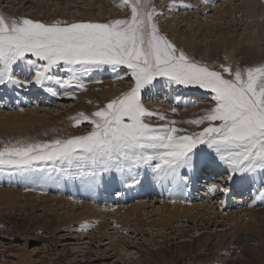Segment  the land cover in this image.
I'll return each instance as SVG.
<instances>
[{"label":"rangeland","instance_id":"374dc122","mask_svg":"<svg viewBox=\"0 0 264 264\" xmlns=\"http://www.w3.org/2000/svg\"><path fill=\"white\" fill-rule=\"evenodd\" d=\"M227 1L152 0V5L158 13L155 20L160 31L170 37L173 42L175 41L178 47L195 55L196 59L209 64L231 65L233 69L264 63V52L261 53L264 49V0H231L230 3L235 5L228 8L227 14H222L221 9ZM120 3L121 0H0V14L6 15L8 19L30 18L39 21V17L48 18L53 12L60 10L65 17L71 19L70 21H75L74 19L79 17L81 19L76 21L101 20L109 17L126 18L130 14V9L117 7ZM170 5L172 7H169ZM84 13L91 16L83 17ZM54 19L60 20L58 17ZM260 21L263 25L258 24ZM41 22L48 23L47 19ZM165 22H170L171 25L176 22L177 28L173 29L177 33L169 29L162 30ZM211 26L214 29L220 27L233 30V33L229 34L230 42L227 48H223L224 45L217 39L218 33L215 30L212 32L214 37L210 43L200 40V35H206L207 28ZM206 44L218 45V52L214 50L203 55L204 49H208ZM249 47L257 54L247 53L245 50ZM248 55L252 56L248 57ZM255 56L257 57L254 58ZM217 58L221 60L218 61ZM57 71L60 75H65L62 70ZM17 74L23 75L19 72ZM119 74L124 78L116 79V73L107 66L90 67L86 72L81 71L79 75L85 82L86 90H76L74 99L63 94L53 96L37 86H31L28 89H17L10 85L0 86V113L12 118L17 117L18 114H28L41 120L38 124L33 125L27 122L14 125L13 128L0 123V147L8 141L51 140L87 134L91 130V124L83 122L78 127L74 126L75 121L72 117L79 112L91 114L128 90L131 87L130 73L121 68ZM106 81L110 82V85L102 84ZM29 90H36L40 95L39 99L35 98L36 93L30 94ZM57 90L63 92V89L57 88ZM114 90L118 92L109 96V93ZM192 102L197 103L191 106ZM144 103L147 108L165 115L167 120L177 122L194 119L203 114V109L213 105L211 95L205 90L181 86L162 90L154 89L152 96L144 98ZM173 107L178 109L176 113H172ZM146 122L165 124L167 121L159 120L154 116ZM176 126L185 128L189 132L199 131V127L186 123H178ZM214 168L213 176L219 172L225 173L223 164ZM37 171L44 173L46 177H55L56 180L61 178L66 179V182L80 180L65 176L50 164L40 165L20 173L0 167V189L14 187V189L33 192V189H26L28 186L24 179L21 180L18 177H25V174L30 172L38 173ZM204 175L206 174H202L188 188L180 186L182 194L179 193L178 197L175 192H172L171 184L159 189L152 181L149 188H146L145 181L150 180L151 174L145 175L143 169L141 170L143 182L141 185L128 189L133 192L129 197L127 192L122 194L123 196L111 195V187L106 184L92 191L83 190V185L79 183L76 185L81 189H76L77 187L61 189V186L56 188V184L55 188H52V184L42 186L38 192H41L40 195L47 196L49 200L64 197L65 201L59 205L58 210H52L53 206L48 205L54 204L53 202H49L44 208L37 205L40 204V199H36L37 195L32 196L35 200L34 208L22 199L23 196L19 197L21 210L0 206V264H264V229L260 230L259 234L252 232L253 224L259 225L264 222V201L256 202L255 200L254 202L257 193L253 195L262 187L260 180L257 186L252 185L253 187L246 190L252 191L249 194L243 193L244 189L237 187L228 195L221 193L207 195L206 182L201 180L222 184L224 181L205 178ZM66 182L65 184L69 185ZM139 186H144V192L143 189H138ZM200 190L202 193H197ZM171 193L173 194L169 195ZM235 195L244 197L240 201H235L233 199ZM203 199L206 203L202 201ZM108 202L112 204L108 206L109 208L106 206ZM138 202H141L143 208L139 211L141 215L139 223L136 226L128 225L123 230L118 228L120 231H116L114 219L109 218L110 210L121 205L123 206L121 209L126 210ZM83 203L89 206L99 205L103 208L105 215L108 211L107 223L104 221L107 225L99 229L94 221L79 219L84 209ZM198 203L200 205L204 203L207 208ZM186 204L197 206V210L189 211V218L173 220L171 227L169 224L164 225L160 220L161 217L163 219L168 217V208L172 210L176 207L182 210L180 207ZM24 206H26L25 209H23ZM256 207L259 209L256 210ZM250 208L258 212L257 215H253L252 220L247 214ZM73 210H76V217L79 215L76 221L58 224L57 215L66 214L68 211L71 214ZM105 210H107L106 213ZM141 211L145 215H142ZM259 211H261L260 214Z\"/></svg>","mask_w":264,"mask_h":264},{"label":"snow or ice","instance_id":"6c2138e0","mask_svg":"<svg viewBox=\"0 0 264 264\" xmlns=\"http://www.w3.org/2000/svg\"><path fill=\"white\" fill-rule=\"evenodd\" d=\"M117 7L130 9L129 16L45 23L0 14V86H37L74 99L76 90H86L79 74L90 67L107 66L116 79L124 78L119 74L124 68L131 80L128 90L97 111L72 117L74 126L91 124L87 134L8 141L0 147V167L20 173L50 164L89 187L107 182L119 195L121 185L131 189L142 184V169L160 185L188 188L209 168L223 164L226 175H216L224 184L206 183L207 194L228 195L259 178L262 187L254 202L264 201V63L233 69L202 62L160 31L152 0H121ZM173 86L205 90L213 105L180 122L145 106L144 98L154 89ZM154 116L167 122H146ZM178 123L199 131L189 132Z\"/></svg>","mask_w":264,"mask_h":264},{"label":"bare ground","instance_id":"6f19581e","mask_svg":"<svg viewBox=\"0 0 264 264\" xmlns=\"http://www.w3.org/2000/svg\"><path fill=\"white\" fill-rule=\"evenodd\" d=\"M95 1H98V0H95ZM108 1V0H107ZM262 1V0H261ZM231 2V0H228L227 1V4L221 9V12H222V14H227L228 12H229V9L228 8H230V7H233L235 4H231L230 3ZM112 3V2H111ZM173 7H175V6H173ZM186 14H188V13H186ZM84 16L83 17H86V16H91V15H89L88 13H84L83 14ZM5 17H6V15H4ZM9 17V16H8ZM59 18L60 20L61 19H66L67 21H70L71 19H68L67 17H65L62 13H61V11L59 10V11H56V12H53L48 18H46L45 16H43V17H39L38 19H39V21L41 20H46L47 19V21L48 22H52V21H54V20H56V19H54V18ZM7 18V17H6ZM80 18V17H79ZM79 18H77V19H79ZM77 19H74L75 21L77 20ZM81 19V18H80ZM112 19H114V18H106V19H101V20H92V21H98V22H103V21H105V22H107V21H109V20H112ZM170 20V19H169ZM264 20V19H263ZM168 21V20H167ZM166 21V22H167ZM165 22V23H166ZM175 24H173L172 23V25H171V23L169 22V23H166L165 24V26L163 27V29L162 30H172V31H174V29L173 28H177V23L176 22H174ZM259 25H261L262 24V21H260L259 23H258ZM263 25V24H262ZM213 26V25H212ZM208 27L207 28V33H206V35H200V40L201 41H208V43H210L212 40V38L214 37L213 35H212V32L215 30L216 31V33H218L216 36H217V39L220 41L221 40V42H222V44L224 45L223 46V48L225 49V48H227V45H229V42H230V39L228 38L229 37V34H232L233 33V30L232 29H221L220 27H218L217 29H214L213 27ZM262 28V27H261ZM175 33H177L176 31H174ZM171 36V35H170ZM170 38V37H169ZM173 39V38H172ZM175 42V41H174ZM180 45V44H179ZM207 45V44H206ZM264 45V44H263ZM195 46H198L197 44H195ZM207 47H208V49L206 50V49H204L205 51L203 52V55L204 54H208L209 52H213L214 50H215V52L217 53L218 52V49H219V46L218 45H212V44H209V45H207ZM229 47V46H228ZM264 47V46H263ZM185 48V47H184ZM230 49V48H229ZM244 49H246V48H244ZM247 53H250V54H252V55H256L257 54V52H255V51H251V49H250V47L249 48H247L246 50H245ZM214 52V53H215ZM238 52V51H237ZM262 52H264V49H262L261 50V53ZM237 55V54H236ZM251 55V56H252ZM263 55V54H262ZM211 56V55H210ZM213 56V55H212ZM217 56V55H216ZM251 56H249L248 55V57H251ZM257 56H255L254 58H256ZM208 59V58H207ZM206 59V60H207ZM218 59V58H217ZM220 60H221V58H219ZM219 59H218V61H219ZM233 59V58H232ZM249 59V58H248ZM252 59V58H251ZM212 60V59H211ZM214 60V59H213ZM247 60V59H246ZM210 61V60H209ZM215 61V60H214ZM247 61H249V60H247ZM214 63V62H213ZM249 65V64H248ZM251 65V64H250ZM254 65V64H253ZM92 84V83H91ZM104 86H107V85H110V82H103L102 83ZM55 86V85H54ZM90 87V86H89ZM96 87V86H95ZM103 87V86H102ZM18 89V88H17ZM28 89V88H27ZM91 89V88H90ZM108 89H112V88H108ZM23 91H25V90H23ZM28 92H30V94L31 93H36L35 95V98H38L40 95H39V93L36 91V90H29ZM116 92H118L117 90H114V91H111L110 93H109V96H112V95H114V94H116ZM104 93V92H103ZM26 94V93H25ZM28 95V94H27ZM101 95V94H100ZM108 96V95H107ZM39 99V98H38ZM38 99H36V101L38 100ZM32 100H34V97H32ZM10 102V101H9ZM94 107V106H93ZM85 108V107H84ZM54 110V109H53ZM19 113V112H18ZM17 113V114H18ZM11 115V114H10ZM40 119H35L34 118V116L32 115V116H30V115H28V114H25V115H19L18 114V116L16 117L15 116V118H12V116H10V117H8V115L7 114H3V113H0V123H5V124H7V125H9V126H11L12 128L14 127V125H22V124H24V123H27V122H29V124H35V123H40ZM19 127V126H18ZM23 128H26V127H23ZM26 132V131H25ZM215 171V168L214 167H212V168H209L204 174H206V175H204L205 176V178H208V177H210V178H213L214 180H216V181H218V180H221L220 178H219V176H213V172ZM38 172V171H37ZM44 172V171H43ZM217 172V171H216ZM27 173V172H26ZM221 175H226V173H222V172H219ZM3 175V174H2ZM4 176V175H3ZM2 176V177H3ZM62 176V175H61ZM1 177V178H2ZM12 177V176H11ZM63 177V176H62ZM6 178V177H5ZM10 178V177H9ZM17 178V177H16ZM18 178H20L21 180H23L24 179V182L27 184L26 186H28V188H26V189H33V192H32V190H28V191H22V190H19V189H14V187H13V189L11 188V189H0V206H5L6 207V209H15V210H17V209H20V207H19V205L21 204V198H19L20 196H23V200H25V202H27V204L28 205H31V207L32 208H34L35 206H34V204H33V201H35L34 200V198L32 197L33 195H37L36 197V199H40L39 201H40V204L38 203L37 205H40V206H42L43 208H44V206H46V204H48L49 202H53L54 204H48L50 207L51 206H53L51 209L52 210H58V208H59V205H62L63 203H64V197L63 198H55V199H53V200H49L48 199V197L47 196H44V195H40L41 194V192L39 193L38 192V190L40 189V188H42V186H49V184L52 186V188H55V184H56V188H57V186H61L60 188L61 189H70V188H73V187H77L76 189H81L80 188V186L78 187L76 184L77 183H79V185H83V190H90V191H92V190H94V189H96L95 187H89L85 182H83L82 180H79V181H72V182H66V179H60V180H56V178L54 177H46V175L44 174V173H40V172H38V173H35V172H30V173H27V174H25V177H23V176H21V177H18ZM149 178V177H148ZM7 179V178H6ZM15 179V178H14ZM1 180V179H0ZM13 180V179H12ZM208 180V179H207ZM260 179L258 178L252 185L253 186H257V182L259 181ZM153 180L151 179V177H150V180H146L145 181V187L146 188H149V185L151 184V182H152ZM202 182H206V183H208L207 181H204V180H201ZM221 181H223V180H221ZM65 182L67 183V184H69V185H66L65 184ZM76 182V183H75ZM41 184V186L39 185V184ZM153 183H155L156 184V186L159 188V189H163V187L165 186V185H160V184H158V183H156V182H154L153 181ZM14 184H15V182H14ZM106 185H108V183L106 182L105 183ZM222 184V183H221ZM202 185V184H201ZM249 186V185H245L244 187H243V189L244 190H242V192L243 193H247V194H249L250 193V191L251 190H249V191H246L248 188H251V187H253V186ZM110 186V185H109ZM108 186V187H109ZM122 186V185H121ZM202 186H204V185H202ZM111 187V186H110ZM46 188V187H45ZM44 188V189H45ZM201 188V187H200ZM47 189V188H46ZM59 189V188H58ZM138 189H140V190H142L143 189V192H144V186H139V188ZM242 189V188H241ZM256 189V188H255ZM98 190H100V189H98ZM135 190H137V189H135ZM134 190V193L136 192ZM36 191V192H35ZM127 192V197H129V196H131L132 194H133V192H131L130 190H128V188H124L123 186H122V188H121V191H120V194L119 195H121V196H123L122 194H125ZM156 192H157V190H156ZM172 192H175L176 194V196L178 197L179 195V193H180V186H178V185H173V187H172ZM252 192V191H251ZM38 193V194H37ZM196 193V192H195ZM197 193H202V191L200 190L199 192H197ZM206 193V192H205ZM257 192H255V193H253V195H255ZM110 194L111 195H115V194H113L112 192H110ZM173 193H171V194H169V195H172ZM180 194H182V192L180 193ZM48 195V194H47ZM136 195V194H135ZM193 195V194H192ZM208 195V194H207ZM223 195V194H222ZM233 195V194H232ZM116 197L118 196V195H115ZM185 196V195H184ZM192 197V196H191ZM197 197V196H196ZM221 197V196H220ZM242 197H244V196H240V195H235V196H233V199L235 200V201H240L241 199H242ZM247 197V196H246ZM45 198V199H44ZM48 200H47V199ZM134 198V197H133ZM205 198V197H204ZM44 199V200H43ZM68 199V198H67ZM174 199V198H173ZM178 199V198H177ZM222 199V198H221ZM220 199V200H221ZM43 200V201H42ZM69 200V199H68ZM140 200V199H139ZM218 200V199H217ZM103 201V200H102ZM202 201H204V199L202 200ZM208 201V200H207ZM223 201V200H222ZM258 201H262V200H259V199H257V201L256 202H258ZM116 202V201H115ZM144 202V201H143ZM205 202V201H204ZM42 203V204H41ZM178 203V202H177ZM194 203V202H193ZM199 203H201V201L199 202ZM198 203V205H200ZM206 203V202H205ZM208 203V202H207ZM36 204V203H35ZM103 204V203H102ZM143 204V203H142ZM162 204H164V203H162ZM166 204V203H165ZM194 204H196V203H194ZM213 204V203H212ZM224 204V203H223ZM47 205V206H48ZM98 205V204H97ZM110 205H112V204H110V202H108V204H106V206L108 207V206H110ZM167 205V204H166ZM179 205H181V204H179ZM259 205V204H258ZM258 205H257V207H258ZM126 206V205H125ZM125 206H124V208H125ZM131 206V205H130ZM163 206V205H162ZM173 206H175V205H173ZM200 206H203L204 208H207L205 205H204V203H202ZM199 206V207H200ZM262 206V205H261ZM25 207L26 206H24L23 207V209H25ZM50 207H48V209L50 208ZM83 207H84V209L82 210V213H80V217H79V219H82V220H91V222L92 221H94L95 222V224H97L98 226V228L99 229H101L103 226L105 227L107 224H105L104 223V221L106 222V220L108 219V217H109V213H108V211L107 210H105V213H106V211H107V214L105 215L104 214V211L102 210L103 208H101V207H99V205L98 206H95V205H93V206H89V205H84V203H83ZM120 207V206H119ZM113 208V209H111L110 210V219H114L113 220V224L115 225V228H117V230L116 231H118L119 229L118 228H120V229H124V228H126V227H128V225L129 226H132V224H133V226H136V224L137 223H139V220H140V217H141V215L139 214L140 212V210H143V208L141 207V202H138L136 205H132V207L131 208H128V209H126V210H124V209H121V207L123 208V206L121 205V207L120 208ZM127 207H128V205H127ZM252 207V206H251ZM256 207V210H258L259 208H257ZM109 208V207H108ZM107 208V209H108ZM163 208V207H162ZM168 208V207H167ZM179 208V207H178ZM182 210H178L176 207H174L172 210H169L170 208H168V210H167V218H164L163 219V217H161L162 219H160V220H162V222H163V224L165 225V224H169L170 225V227H171V224H172V222H173V220H176V219H182V218H189L188 216H189V211H193V210H197V206H194V205H189V204H186V205H183V206H181L180 207ZM211 208H212V206H211ZM213 208H215V207H213ZM218 208H220V207H218ZM74 209V208H73ZM106 209V208H105ZM208 209H210V208H208ZM221 209V208H220ZM252 209H253V207H252ZM21 210V209H20ZM50 210V209H49ZM256 210H251V208L250 209H248V216H249V218H250V220H252L253 219V215H257L258 214V212L256 211ZM71 211V210H70ZM76 210H73V212L70 214V213H68V212H66V214H64L63 213V215L62 214H60V215H57V219L59 220V222H58V224H66V223H68V221H76L77 220V218H78V216L76 217L75 216V212ZM162 211V210H161ZM166 212V211H165ZM239 212V211H238ZM241 212H243V211H241ZM260 212L261 211H259V214H260ZM141 213H142V211H141ZM158 213V212H157ZM161 213H163V212H161ZM232 213H234V211H232ZM245 213V212H244ZM245 213V214H246ZM70 214V215H69ZM78 214V213H77ZM231 214V213H230ZM230 214H228V215H230ZM102 215H104V216H102ZM142 215H145V214H143L142 213ZM162 215V214H161ZM208 215H210V213L208 214ZM241 215V214H240ZM143 217V216H142ZM240 217V216H239ZM263 219H264V217H263ZM101 220H102V222H101ZM256 221V220H255ZM258 221L260 222V220L258 219ZM264 221V220H263ZM89 222V221H88ZM107 223V222H106ZM109 223V222H108ZM111 223V222H110ZM245 224V223H244ZM108 225H110V224H108ZM162 225V224H161ZM245 225H248V223L247 224H245ZM71 226V225H70ZM119 226V227H118ZM250 226V225H249ZM63 227V226H62ZM242 227V226H241ZM240 227V228H241ZM252 227H253V229H252V232H255V234H259V232H260V230H262V229H264V222L263 223H261V224H253L252 225ZM114 228V227H113ZM136 228V227H135ZM248 228V227H247ZM250 229V228H249ZM251 230V229H250ZM120 231V230H119ZM118 231V232H119ZM242 231V230H241ZM264 232V231H263ZM262 232V233H263ZM234 234V233H233ZM245 236V235H244ZM248 236V235H247ZM250 236V235H249ZM232 237H233V235H232ZM119 238V237H118ZM260 238V237H259ZM235 239V238H234ZM246 244H247V242H246Z\"/></svg>","mask_w":264,"mask_h":264}]
</instances>
